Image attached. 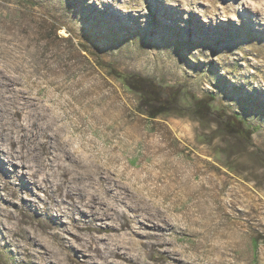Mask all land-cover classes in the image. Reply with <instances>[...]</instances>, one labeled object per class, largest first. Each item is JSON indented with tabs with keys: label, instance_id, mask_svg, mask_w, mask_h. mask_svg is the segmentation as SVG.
Segmentation results:
<instances>
[{
	"label": "rangeland",
	"instance_id": "1",
	"mask_svg": "<svg viewBox=\"0 0 264 264\" xmlns=\"http://www.w3.org/2000/svg\"><path fill=\"white\" fill-rule=\"evenodd\" d=\"M209 1L186 8L184 0H0V71L24 63L12 58L13 25L32 26V58L45 67L56 66L57 50L70 55L71 69L63 63L55 75L67 89L51 96L45 84L37 96L13 75L59 116L75 157L102 166L116 224L132 214L115 188L157 213L160 226L138 237V264H264V24L244 15L241 0ZM117 74L150 80L177 108L147 117ZM202 101L208 109L199 120ZM237 121L245 138L230 131ZM3 197L0 188L1 214ZM1 223L0 264H28Z\"/></svg>",
	"mask_w": 264,
	"mask_h": 264
},
{
	"label": "bare ground",
	"instance_id": "2",
	"mask_svg": "<svg viewBox=\"0 0 264 264\" xmlns=\"http://www.w3.org/2000/svg\"><path fill=\"white\" fill-rule=\"evenodd\" d=\"M251 4L259 7L245 4L244 15L252 14L256 24H264V0H252ZM225 8L221 12L224 15ZM39 19L35 18L36 22ZM13 26L7 30L19 39L14 45L18 54L12 58L24 63L13 67L12 72L0 71V188L4 192L0 220L4 232L28 264H138V237H151L148 232L160 226L153 222L157 213L138 198L130 201L128 191L118 193L115 188L112 195L132 217L123 224L114 222L115 205L108 202L101 188L109 185L102 166L89 158L75 157L68 148L70 139L63 136L66 131L59 125V116L48 105H39L13 75L19 74L36 90L45 84L51 96L67 89L55 75L63 63L71 67L70 55L61 59L57 50L56 66L45 67L32 58L38 48L32 26ZM4 174L13 176L17 184ZM23 189L29 191L24 196ZM108 190L111 192V187ZM25 205L39 214L47 213V219L29 215ZM83 231L90 233L83 235ZM91 231L118 235L107 238ZM106 251L112 255L105 257Z\"/></svg>",
	"mask_w": 264,
	"mask_h": 264
},
{
	"label": "trees",
	"instance_id": "3",
	"mask_svg": "<svg viewBox=\"0 0 264 264\" xmlns=\"http://www.w3.org/2000/svg\"><path fill=\"white\" fill-rule=\"evenodd\" d=\"M117 77L123 82L127 89L139 96L140 100L143 102V106L145 107V109H143V114L147 117L153 119L158 116L170 113V111H172L170 108H177V104L174 99H163L162 97H159L156 87L151 83L150 80L141 77L131 78L129 75L127 76L122 74H117ZM154 103H160L161 106L156 109L154 106H152ZM203 103V101L198 102L197 104L195 103L198 107L197 112H195L196 119L202 120L204 114L203 110L208 109L206 104H204L202 107L198 106L203 105ZM231 127L232 129L230 131L238 134L240 137L245 138L247 135V132L242 127L240 121H237L236 123L234 122ZM255 248L256 247H254V249Z\"/></svg>",
	"mask_w": 264,
	"mask_h": 264
},
{
	"label": "clouds",
	"instance_id": "4",
	"mask_svg": "<svg viewBox=\"0 0 264 264\" xmlns=\"http://www.w3.org/2000/svg\"><path fill=\"white\" fill-rule=\"evenodd\" d=\"M241 3L248 4L249 7H253V8L259 7V5H252L251 4V0H241ZM184 6L186 8L189 6L188 5V0H184ZM233 19H235V16H233Z\"/></svg>",
	"mask_w": 264,
	"mask_h": 264
}]
</instances>
